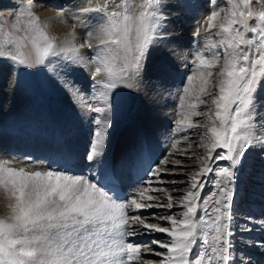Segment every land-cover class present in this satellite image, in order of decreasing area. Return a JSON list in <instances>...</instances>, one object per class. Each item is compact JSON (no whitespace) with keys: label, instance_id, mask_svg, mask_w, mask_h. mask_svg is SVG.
Wrapping results in <instances>:
<instances>
[{"label":"snow or ice","instance_id":"1","mask_svg":"<svg viewBox=\"0 0 264 264\" xmlns=\"http://www.w3.org/2000/svg\"><path fill=\"white\" fill-rule=\"evenodd\" d=\"M38 2L26 0L24 4L28 10L24 19L33 25L31 29H24V38L34 50L36 62L44 64L49 56L59 53L54 38L43 31L35 15ZM214 2L210 0V14L199 22L200 27L207 24L208 29L217 28L216 21L223 7H211ZM253 3L264 8V0H243L246 12L240 10L238 0H225L231 11L219 25L217 39L206 40L196 51L192 75L186 77L181 89L178 115L182 118L175 124L185 130L195 128L198 124L194 125L191 117L203 115L204 122L211 127L197 133L208 143L201 145L206 153L199 158L202 167L191 176L189 190L175 200L184 209L178 213L181 218L175 219L177 213L170 211L160 217L170 221L169 227L145 222L155 220V213L142 218L141 210L173 207L171 195L167 196L166 204L151 203L160 199L145 195L144 185L150 186L151 181L141 180L136 188L121 193L114 190V185L89 174L103 155L112 128V90L129 73L138 75L149 50L159 46L157 41L164 38L161 29L166 19L163 9L167 5L161 0H142L137 11L127 0L111 8L109 0H104L101 5L81 9L82 13H96L103 19L101 31L107 37L101 41L105 48L97 53L100 66L95 69L96 75L103 70L107 77L103 83L96 82L103 90L99 95L80 96L93 125L90 147L83 157L86 171L77 174L69 168L55 166L29 170L35 164L31 158L18 161L15 157L0 156V188L13 201L9 205L11 215L0 219V264H132L140 259L142 248L146 250L145 255L151 251L161 257L159 264H249L234 253L240 251L238 233L243 235L260 229L264 234V218L249 215L241 220L235 211V202L240 197L237 182L249 153L255 150L264 154V100L257 96L264 86V10L254 14L249 7ZM249 20L254 22L250 25ZM113 45L124 53L125 63L120 69L123 75L115 72L109 62L114 60ZM85 46L92 47L85 41L63 51L74 56ZM0 60L25 64L22 42L11 36L0 38ZM218 66L213 82V69ZM159 70L174 71L166 64ZM194 81L199 83V94L195 102L186 106ZM213 83L215 94L208 91ZM69 87L80 92L70 82ZM199 104L211 106L202 113L197 110ZM177 143L178 140H173L170 147ZM17 162L25 166H11ZM160 163L166 165L167 158ZM180 163L176 161V165ZM160 173V164H157L145 174L158 177ZM206 186H210L207 192ZM130 211L134 214L129 215ZM152 233L166 234L169 239L167 242L151 240L145 245L126 239ZM151 245L166 251H155ZM252 246L264 250V239L253 240Z\"/></svg>","mask_w":264,"mask_h":264},{"label":"bare ground","instance_id":"2","mask_svg":"<svg viewBox=\"0 0 264 264\" xmlns=\"http://www.w3.org/2000/svg\"><path fill=\"white\" fill-rule=\"evenodd\" d=\"M103 2L104 0H39L36 5L35 15L39 18L43 31L50 38H54L59 53L49 56L44 64H40L49 96L48 102H44V99H37L32 86L33 63L27 51L36 55L24 38V29L33 27L24 19L28 14V10L24 8L26 0H0V38L11 36L21 41L25 59L23 65L10 60H0V128L5 127L3 122L6 121L5 129L12 138L9 154L0 152V156L15 157L18 161L31 158L35 164L30 166L29 170L55 166L69 168L77 174L84 173L86 166L83 157L90 147L93 125L80 96L99 95L103 90L96 82L103 83L107 77L103 70L100 75H96L95 69L100 66L97 53L105 48L101 41L107 37L101 31L104 26L103 19L96 13H82L81 9L101 5ZM122 2L123 0H109V7ZM161 2L167 5L163 9L166 19L161 29L164 38L157 41L158 47L150 49L149 58L144 62L145 70L137 77L136 86L129 87L128 91L124 92L118 80V86L112 90V128L104 150H109L110 147L106 146L114 142L118 163L112 166L108 164L105 169L89 174H95L98 179L103 180L109 172L114 171L124 189L128 191L136 188L141 180L151 181L150 186L144 185L147 188L145 195L160 198L159 201L154 199L151 203L166 204L167 196L171 195L173 207L170 210L164 207H153L146 212L141 210L142 218L155 213V220L148 219L145 222H158L162 227H169L170 221L160 217L170 211L177 213L175 219L181 218L178 213L184 209L178 207L175 200L189 190L191 176L202 167L199 158H203L206 153V149L201 145L208 143L205 137L197 133L211 127L204 122L203 115L191 117L193 124H198L195 128L185 130L175 124L176 120L182 118L178 115L181 111V89L186 83V77L192 75L196 51L202 48L206 40L217 39L215 33L219 30V25L225 22L231 9L225 4V0H215L211 7H223V10L216 21L217 28L208 29L207 24L200 27L199 22L210 14V0ZM238 2L240 10L247 11L243 7V0ZM141 4L142 0H131V5L137 11L140 10ZM253 4H250V10L253 7L257 13L264 10ZM85 41L92 47H81L74 56L63 51L73 44H84ZM111 47L114 60L109 62L118 73L120 50L115 45ZM162 64L171 66L174 71L161 72L159 67ZM217 71L219 66L213 69V82L216 80ZM69 82L74 88L80 89V92L72 91ZM191 88V97L185 101L186 106L195 102V97L199 94L198 81H194ZM208 91L216 93L215 83ZM261 91L264 92V86ZM201 98L208 99L207 96ZM210 106L199 104L197 110L203 113ZM4 117L6 119L2 120ZM173 140H178L179 143L170 147ZM50 148L54 150L51 152ZM252 153H249L245 169L240 173L237 182L240 197L235 202V211L241 220L249 215L257 219L264 218V154L255 150ZM68 155L79 157L80 160L69 166L65 162ZM214 156L215 154L213 158ZM165 158L168 163L161 164ZM176 161L181 163L176 165ZM157 164H160L161 168L158 177L145 174L149 167H155ZM11 166L19 168L25 165L17 162ZM209 187L206 186L204 191L207 192ZM12 202L0 188V219H7L11 215L9 205ZM132 214L134 213L130 211L129 215ZM237 238L240 251L234 255L245 258L249 264H264V250L252 246L253 240L264 239L260 229L243 235L238 233ZM126 239H131L134 244L145 245L151 240L167 242L169 238L163 233H152ZM151 248L161 253L166 251L158 245H151ZM145 251L142 248L140 259L134 260L132 264H159L161 257L153 255L151 251L145 255Z\"/></svg>","mask_w":264,"mask_h":264},{"label":"rangeland","instance_id":"3","mask_svg":"<svg viewBox=\"0 0 264 264\" xmlns=\"http://www.w3.org/2000/svg\"><path fill=\"white\" fill-rule=\"evenodd\" d=\"M127 2L129 4H131V0H127ZM254 5L255 4H253V6ZM253 8L251 9L253 11V13L254 14H258ZM253 22L254 21L249 20V24L250 25ZM234 27H236V26H234ZM119 50H120V63L118 64V74L123 75L122 73H120V69L123 67V64L125 63V61L123 60V54L124 53H123L122 49L119 48ZM150 51L151 50H149V52H148L147 59L149 58ZM27 53H28L29 59L33 63L32 66H33L34 72L32 70V73H34L33 74L34 83L32 84V86H33V88H34V90L36 92L37 99H40L41 98V99H44L45 100L44 102H48V97L49 96L47 94V90H46L44 78H43L42 73L40 71V64L36 62V56H34L33 53H30L28 51H27ZM128 58L130 59V56ZM147 59L144 62H146ZM144 68H145V66L143 64V68H142L141 72L145 70ZM141 72L138 75H132L131 73H129L127 76H124V78L122 80H119L120 87H121L122 91L126 92V91H128L127 89L129 87H132V88L135 87L136 84H137L136 83L137 82V77H139V75L141 74ZM257 96L261 100H264V92L263 91L260 90L257 93ZM5 119L6 118L4 117L2 120H5ZM3 125H5V127H6V121L3 122ZM5 127L4 128H0V152H3L4 154L8 155L9 154L10 147H11V144L10 143H11V139L12 138H11V135H10L9 131L6 130ZM114 146H115L114 145V142H111L110 145L106 146V147H110L109 150H108V148L106 149V151L104 150V153H103V155L101 157H99L98 162L92 166V168L94 169L92 172H97L99 170L105 169L106 165H108V164H109L108 166H112V165L118 163V160H117L118 158H117V153H116V150L117 149H115L116 146L115 147ZM50 149H51L50 150L51 152H52V150H54L53 148H50ZM252 154L253 153L251 152V155ZM53 159H55V158H53ZM79 160H80L79 157L73 158V157H71V155L70 156L68 155L67 160L65 159V162L69 166H71L74 163V161H79ZM98 163H100V164H98ZM85 171H86V169H85ZM85 171L83 169V172H85Z\"/></svg>","mask_w":264,"mask_h":264}]
</instances>
